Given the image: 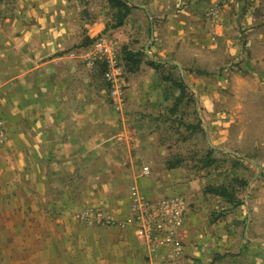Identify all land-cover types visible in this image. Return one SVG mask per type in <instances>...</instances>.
Listing matches in <instances>:
<instances>
[{"label":"crops","instance_id":"obj_1","mask_svg":"<svg viewBox=\"0 0 264 264\" xmlns=\"http://www.w3.org/2000/svg\"><path fill=\"white\" fill-rule=\"evenodd\" d=\"M130 1L134 8L116 29L108 27V0H8L0 8V240L8 248L5 264H149L151 241L129 222L139 199L159 205L183 197L190 205V179L183 182L175 166L160 168L159 177L144 159L168 149L159 125L166 123L161 117L169 90L159 68L173 62L176 45L186 46V34L180 35L191 9L186 0ZM218 1L191 4L199 15ZM226 1L218 11L216 46L242 53L238 35L244 31L246 51L239 60L263 86L264 25H255L261 19L255 15L264 14V0ZM165 18L168 34L162 33L165 22L160 19ZM102 34L119 42L121 96L112 95L102 61L88 64V53ZM162 45L168 49L159 53ZM124 47L146 51L136 57L139 67L128 69ZM100 214L114 224H100ZM190 215L171 231L183 244L178 264H264V219L262 239L254 238L251 215L250 239L238 246L224 245L219 238L227 235L219 232L210 241L206 234L197 236ZM238 233L228 231L231 237ZM172 250L163 245L153 262L168 264Z\"/></svg>","mask_w":264,"mask_h":264},{"label":"rangeland","instance_id":"obj_2","mask_svg":"<svg viewBox=\"0 0 264 264\" xmlns=\"http://www.w3.org/2000/svg\"><path fill=\"white\" fill-rule=\"evenodd\" d=\"M128 2L134 7L130 0ZM7 3L8 0H0V8ZM191 3L192 0H186V8L189 6L191 10L186 13V31L180 35L186 34V46L176 45L173 62L159 68L169 90L167 111L161 117L166 123L162 125L161 121L159 125L162 142L168 149L163 150L165 153H152L144 162L156 170L159 177L163 176L160 168L175 166L183 182L188 178L190 181L186 184L193 183L187 214H191L197 236L206 234L211 236L210 241L219 232L227 235L219 238L225 240L224 245L240 246L245 239H250L246 233L251 215L256 223L254 238L261 240L263 235L264 85L250 76L252 74L242 65L244 62L239 60L246 51L244 31L238 35H242V53L233 54L226 45L216 46L218 11L222 12L226 3L219 0L199 15V8ZM243 3L249 1L243 0ZM116 16V11L111 9L109 28L116 29ZM255 17L261 18L255 25L263 26L264 14L257 13ZM160 20L165 22L162 33L168 34L166 18ZM174 33L179 35V32ZM166 49L168 47L162 45L159 53ZM129 53L137 54L124 47V62L133 70L141 61L136 63V57ZM139 53L146 55V51ZM181 80L187 89L181 87ZM219 187L225 191V196L212 192ZM234 229L239 231L237 237L228 234ZM7 249L0 240V264L8 261Z\"/></svg>","mask_w":264,"mask_h":264},{"label":"built area","instance_id":"obj_3","mask_svg":"<svg viewBox=\"0 0 264 264\" xmlns=\"http://www.w3.org/2000/svg\"><path fill=\"white\" fill-rule=\"evenodd\" d=\"M119 42L108 34H102L96 38L93 49L88 53L89 66H95L99 61L106 65L105 78L111 86L113 96L122 95V67L118 58ZM145 175L151 174L149 167L144 168ZM136 195V192L134 193ZM188 205L183 197L166 200L159 205L148 202L141 198L134 207L136 214L129 222L138 226L139 234L150 240V255L153 262L158 257L163 245H172L174 250L168 256V264H178L177 256L183 252V244L172 237V229L180 227L187 215ZM100 224H114L109 218L98 216ZM171 232V233H170ZM161 237V239L159 238Z\"/></svg>","mask_w":264,"mask_h":264},{"label":"trees","instance_id":"obj_4","mask_svg":"<svg viewBox=\"0 0 264 264\" xmlns=\"http://www.w3.org/2000/svg\"><path fill=\"white\" fill-rule=\"evenodd\" d=\"M111 8L116 11L117 14V21L118 24L115 27H120L124 24L126 18L128 17L131 9L134 7L130 6L128 0H108ZM131 57H140V53L133 54L129 53ZM136 63H139L138 59L135 61ZM152 64V63H151ZM181 87L187 89L188 87L186 86L185 82L181 80ZM202 126V124H201ZM212 192L215 194H218L220 196H225V191L222 190L221 187L212 189Z\"/></svg>","mask_w":264,"mask_h":264},{"label":"water","instance_id":"obj_5","mask_svg":"<svg viewBox=\"0 0 264 264\" xmlns=\"http://www.w3.org/2000/svg\"><path fill=\"white\" fill-rule=\"evenodd\" d=\"M180 67V66H179Z\"/></svg>","mask_w":264,"mask_h":264}]
</instances>
